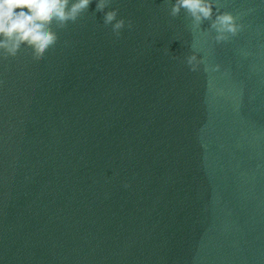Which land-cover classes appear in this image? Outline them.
Returning a JSON list of instances; mask_svg holds the SVG:
<instances>
[{
  "label": "water",
  "instance_id": "95a60500",
  "mask_svg": "<svg viewBox=\"0 0 264 264\" xmlns=\"http://www.w3.org/2000/svg\"><path fill=\"white\" fill-rule=\"evenodd\" d=\"M97 2L0 50V264H264V4Z\"/></svg>",
  "mask_w": 264,
  "mask_h": 264
},
{
  "label": "clouds",
  "instance_id": "9594fccd",
  "mask_svg": "<svg viewBox=\"0 0 264 264\" xmlns=\"http://www.w3.org/2000/svg\"><path fill=\"white\" fill-rule=\"evenodd\" d=\"M92 2L93 0H0V50L8 56H14L21 44H27L34 48L37 57H43L58 39L51 29L52 22L55 21L61 27L68 22H75ZM260 2L264 4V0ZM213 6L210 0H176L171 14L178 15L184 9L198 25L202 20L212 18ZM96 7L102 11L106 7V0H98ZM116 16L115 11H110L104 17L105 25L112 24L114 33L124 27V21H117ZM113 21L116 22L113 24ZM210 27L216 32L215 43L221 44L236 36L242 25L236 22L232 14L225 12L216 15ZM202 62L195 53L186 58L191 71H196ZM219 70V65L213 68V71Z\"/></svg>",
  "mask_w": 264,
  "mask_h": 264
}]
</instances>
